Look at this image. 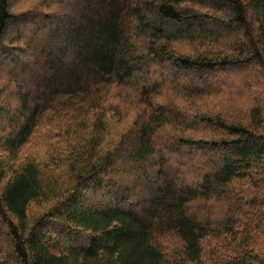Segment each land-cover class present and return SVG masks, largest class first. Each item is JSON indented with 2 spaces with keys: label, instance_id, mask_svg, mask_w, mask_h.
Segmentation results:
<instances>
[{
  "label": "trees",
  "instance_id": "obj_1",
  "mask_svg": "<svg viewBox=\"0 0 264 264\" xmlns=\"http://www.w3.org/2000/svg\"><path fill=\"white\" fill-rule=\"evenodd\" d=\"M24 1L0 264H264V0Z\"/></svg>",
  "mask_w": 264,
  "mask_h": 264
},
{
  "label": "rangeland",
  "instance_id": "obj_2",
  "mask_svg": "<svg viewBox=\"0 0 264 264\" xmlns=\"http://www.w3.org/2000/svg\"><path fill=\"white\" fill-rule=\"evenodd\" d=\"M32 1H34V0H25V1H24L25 4H23V6L26 7L27 5L31 4ZM230 77H231V75L228 74V73L220 74V79H219V80L229 81V80H230ZM211 79H212V78H211ZM213 80H214V79H212V80L210 81V83L213 84V83L216 82L215 80H214V81H213Z\"/></svg>",
  "mask_w": 264,
  "mask_h": 264
}]
</instances>
